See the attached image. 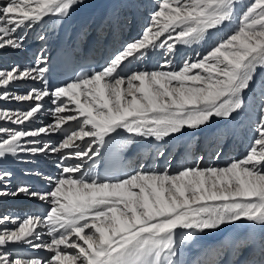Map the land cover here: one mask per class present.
Listing matches in <instances>:
<instances>
[{"label": "snow or ice", "instance_id": "snow-or-ice-1", "mask_svg": "<svg viewBox=\"0 0 264 264\" xmlns=\"http://www.w3.org/2000/svg\"><path fill=\"white\" fill-rule=\"evenodd\" d=\"M84 3L3 0L0 57L24 51L23 33L45 17L66 18ZM238 8L243 10L237 16ZM234 19L238 25L231 34L202 57L185 60L178 70L165 60L157 70L125 75V62L143 60L157 48L170 57L177 44L207 43L214 31ZM161 37L166 38L161 41ZM48 63L42 50L35 66L0 68V101L32 102L25 111L0 109V121L24 125L37 117L46 97L55 105L54 123L47 127H0V159L49 151L61 157L60 174L43 177L50 185L47 191L28 183L12 187V172L0 169V199L23 196L49 205L43 215L0 214V264H184L179 259L181 245L194 234L214 233L237 222L264 230V76L257 79L264 72V0H158L141 37L126 44L101 70L49 91ZM24 81L45 86L24 94L10 90ZM249 97L259 101L256 135L241 159L224 167H187L175 174L167 169L135 171L114 179L93 174L94 158L121 132L167 143L166 138L184 135L186 130L227 123L244 112ZM69 122L76 124L58 145L37 139L64 131ZM69 155L80 161L87 158L93 165L86 171L82 163L65 165ZM25 175L43 176L37 171ZM44 234L47 241L42 240ZM256 243L243 241L238 247L254 248ZM10 245L43 249L51 255L14 256ZM259 247L264 254V231Z\"/></svg>", "mask_w": 264, "mask_h": 264}, {"label": "rangeland", "instance_id": "rangeland-1", "mask_svg": "<svg viewBox=\"0 0 264 264\" xmlns=\"http://www.w3.org/2000/svg\"><path fill=\"white\" fill-rule=\"evenodd\" d=\"M0 2H3V0H0ZM157 2H158V0H134L133 11L134 10L140 11V13L136 17V18H138L137 21L139 24L137 25V27L139 28V30L137 31V34L135 36L126 37L124 34L126 33L127 25L124 26V30H122L123 28H121L120 36H122L123 38L126 37L125 38L126 39L125 44L124 45L121 44L120 47H116V49H111V55L108 57L104 66H106L108 61L110 60V58L113 57L114 54H116L117 52L122 50L123 47L126 46V44L131 43V42H133V41H135L141 37L143 30L149 24L151 14L157 8ZM248 2H250V0H248ZM120 3H118V4L120 5ZM120 7L122 8V10H120L119 14H124V18L122 17V19L125 20L123 24L126 23L129 25V22L131 21L130 17L132 16L131 2L128 0V1H126L125 6H123V4H122ZM135 8H137V9H135ZM242 10H243L242 8L237 9V16L239 15V13ZM45 19L46 18H44V20ZM42 23L43 22L38 24V27L35 28L33 31H32V29H33V27H32L31 29H28L23 33L24 35H26V38H27L26 42H25L24 51H22L18 54H14V55H8V56L0 57V68H10L13 64H18L21 68L26 67V66H35L36 56L39 55V53H41V50H43V44H47V40L52 39V37L58 36L57 30L55 28H54L55 29L54 30L53 26L51 28V22L50 21H49V25H45V26H42L39 28V26ZM237 25H238V20L234 19L231 23L223 26L220 30L215 31L216 33H214L212 35V40L207 43V47H206L205 51H203V49L197 50V51L194 50V52L192 54H187L188 52H185L181 56H178L176 68H174V70H178L180 67H182L185 60H195V59H198L199 57H202L204 54L207 53L208 50H210L211 46H213L219 39L225 38L227 35L231 34V32L237 27ZM129 27H130V25H129ZM38 28H39V30L37 32H35V30H37ZM105 30H106V27L103 28V31H105ZM43 33H44V36L46 37V39L44 41H41V40H39L38 37L43 35ZM81 37H82V42H85V40L87 39L86 35H81ZM163 38L164 37H161V41L164 40ZM205 44L206 43H203V46H205ZM47 45H48V47L51 46L50 44H47ZM30 48L34 49L33 52L31 54H26V51L29 50ZM49 51H50V48H49ZM43 53L45 55H47L45 49L43 50ZM169 58H166V55H164V57L162 56V58L154 57V59H157L158 62L160 63V64H158V63L156 64L157 67L154 70H157L160 67V65L164 64L165 61H163V59L170 60L171 62H173L174 56L171 59H169ZM142 61L143 60L139 61L138 67H140V65L142 64ZM141 69H142V67H140V70ZM125 75H127V74L125 73ZM261 76H264V72L258 73L257 79L259 80L261 78ZM57 87H60V86H57ZM57 87H52L51 89H49V91L55 90ZM32 88L42 89V88H44V85L42 82H32V81L17 82L15 85L12 86V88L10 90L15 92L16 94H24ZM31 103L32 102H17L15 100L0 101V109H7L10 111H17V110L25 111L29 108ZM41 103H42V110L38 113L37 117L34 118L32 121L26 122L24 125H11V124L5 123L4 121H0V127H8L11 129L19 128L21 130H33V129L38 128V127H47V126L53 124L54 118H53L52 112L54 110L55 105H53L51 103V99L49 97H46ZM258 105H259L258 100H253V99H251V97H249L248 98V107L245 108L244 112L235 116L234 120H236V124H237V130H238L237 133H238L239 139H241V141H242L241 142L242 144L238 142L239 139L235 140L234 141L235 144L233 143L234 144L233 147L232 148L230 147L229 148L230 150L228 151L229 153L226 154L225 161L221 160V158L219 156H213L212 159H204V160L198 159V156H196L195 158L191 159V162L189 161L190 164L188 166H184L181 169L187 168V167H197V166L200 167V161H204V162L208 161L207 164L210 165V164H213L216 160H218V162H220V165L218 167H224L234 160H238V159L243 158L247 154V151L249 150V148L251 147L253 139L256 135L254 129L256 126V121L258 119ZM69 106L73 107V108L75 107V105H71V104ZM251 113H253L254 115ZM231 121H233V120H231ZM228 123L229 122H227V123L216 122V123L212 124L210 127H205V128L213 130V131H215V130L221 131V133L217 137H219L221 139L220 141L222 143L226 139L225 137L223 138V134L227 133V131L229 129L227 126ZM75 124H76V122H69V124H66L63 127L66 129L68 127V129L66 131L70 132L74 128ZM225 127H227L228 129ZM66 131H65V133H66ZM197 131L193 132L192 130H186V134H184V135L175 134L174 138L179 137L181 139V137L188 135V134L196 135L197 133H199V131L198 132ZM63 138H64V136L60 137L57 135V133H50L47 136L42 135L41 137H38L37 139H39L42 143L46 142L47 144L52 146V145H58L59 142ZM88 139L89 138H85V140H88ZM141 139H143V138L122 136L120 138V145L125 147V149H128L132 145H133L132 147L135 148L134 146H136L137 144L139 146L141 145V142H140ZM166 139L168 140L169 138H166ZM149 140L155 141L153 138H146V139L144 138L143 139V141H146V142H149ZM21 143L24 144V143H26V141L22 140ZM76 143L83 145L84 142L77 141ZM161 144L160 143L157 144L153 148V151L150 152L149 154L145 155L143 157V159L140 156L141 158H139V160H138V167L139 168H136L134 170V172L135 171H142V169L144 168V164H142V162H144V161H146L147 163L150 162L149 165H147V167H150L152 164L154 166H156V168L152 169L151 171L156 170L157 172H163L165 169H167L169 162H168V164L166 162V164L162 167L161 164L163 162L160 161L164 157L165 154L161 157V155H159V153L157 151V148L159 149V151L163 150V148L167 144L162 143V142H161ZM133 148L130 150H133ZM70 151L71 150H65L66 153H70ZM174 154H175V152L168 153L165 156V159H168V161H169L171 158H174V156H173ZM146 156H147V158H146ZM86 159L87 158H84V161H86ZM81 162H83V161L77 160L70 155L67 159L64 160V164L68 165V166H71V165H74L77 163H81ZM147 163H145V165ZM60 164H61L60 155L53 154L50 151L47 154H41L38 156L20 154L16 158H13L11 155H9L3 159H0V169H6V170L12 172V174H13L12 187H15L17 184H20V182L17 180L16 174H18L22 171L23 172L37 171L39 173H47L48 170H51L52 175H49V176L55 178L60 174V171H61V169L59 167ZM12 165L15 168H19V170L16 171L15 169H13L14 167H12ZM203 165H204V167H209L205 163ZM43 167L48 168V170H45ZM181 169H177L174 172H172L168 169L167 170L170 173L175 174ZM144 170L145 169H143V171ZM76 175H80V173H77ZM47 176L48 175L45 174L42 177H39L38 180L45 185L47 190H49V188H50L49 183L47 182V180L43 179V177H47ZM31 204L38 205V206L40 205L42 207V211H43L42 215L45 214L46 210L49 208V205L46 203H42L38 200L27 199L23 196L17 197V198H3V199H0V214L6 213L9 215H13V216H19L20 218H23L26 215H35L36 213H31L29 210L27 211L26 206H29ZM8 227H13V225H8ZM0 230H2V228H0ZM40 231L46 233V230H44V229H41ZM48 239L49 238L47 237L46 234H44L42 236V240L47 241ZM193 241H195V240H193ZM195 242H197V241H195ZM195 242H193L194 245L196 244ZM9 247L12 249V254L14 256L15 255H22V256H37V257L47 258L51 255L50 253H48L47 251H45L43 249H35L34 250L30 247L19 246V245H10ZM239 248H241V247H239ZM237 251H240V249ZM219 254L222 255V251Z\"/></svg>", "mask_w": 264, "mask_h": 264}, {"label": "bare ground", "instance_id": "bare-ground-1", "mask_svg": "<svg viewBox=\"0 0 264 264\" xmlns=\"http://www.w3.org/2000/svg\"><path fill=\"white\" fill-rule=\"evenodd\" d=\"M126 1H128V0H85V3L82 6L75 7L71 11L70 16H68L66 18H60V17H54V16L45 17L46 19L43 20V23L39 26V28L42 26H45V25H49V21H50L51 22V28L53 26V29L55 28L58 32V36L52 37V39L47 40V44H50L51 47L50 46L48 47L47 44H43V50L44 49L46 50L48 58L50 57V51L56 47L59 40L63 39L65 41L66 40L69 41L70 39L72 40V38L74 37V39H75L74 41H77L78 43L81 44V42H82L81 33L83 35L86 34L88 37L93 31H95L97 29L98 21L104 14H107L106 15L107 20H108L107 22L109 23V25H108V23L105 22V26L110 27L108 33L111 32L113 25H117L118 28H123V30H124V26L127 25L126 33L124 35L126 37L135 36L137 34V31L139 30V28L137 27V25L139 24L137 21L138 18H136V17L140 13V11L139 10L133 11L134 0H129L131 2V6H132V16L130 15L131 21L129 22L130 27L126 23L123 24L125 21L122 19V17L124 18V14H119V12H120V10H122V8L120 6L122 4H123V6H125ZM118 3H120V5ZM135 9H137V8H135ZM37 27H38V25H35L33 27L32 31ZM39 28L37 30H35V32H37L39 30ZM101 32H103V29L98 28L96 36L101 34ZM214 33H216V32L214 31L213 34ZM43 35H44V33H43ZM104 35H106V34H104ZM126 37L123 38V41H121V38L118 40L117 38L112 37L111 38V45L112 46L115 45L116 41L118 43H120L119 47L121 44L124 45ZM165 38L166 37H164L163 39H165ZM87 41L88 40H86V42ZM207 43L205 44V46H203V43H202V44H198V45H192L190 47L177 44L175 54L173 55L174 60H173V62H171V66H172L171 68L173 70H174V68H176L178 56H181L185 52H188L187 54H192L194 52V50L197 51V50L203 49V51H205V49L207 47ZM70 45H72V43ZM49 48H50V51H49ZM33 50H34L33 48H30L29 50L26 51V54H31L33 52ZM110 54H111V51L109 53V56H110ZM164 55H165V53L162 49L157 48L155 50H150L148 55L143 59L142 64L140 65V67H142L141 70L153 71L157 67L156 64L157 63L160 64L157 59H154V57L162 58V56L164 57ZM172 57L170 56V58H169V56H166V58H169V59H171ZM139 61H141V60H139ZM139 61L131 60L130 64H128V62H125V64H126V72L125 73L130 74L131 71H140V67H138ZM163 61H165V59H163ZM47 87L49 88V86H47ZM251 114H253V113H251ZM232 120L233 121H231V120L228 121L229 123L227 124V126L229 129L227 127H225L228 129V131H227V133L223 134V138L225 137L226 139L224 142H222V144H225L226 148H225L222 156H219L221 158V160H223V161H225V159H226V154L229 153L228 152L230 150L229 148L230 147L232 148L233 145L235 144L234 141L239 139V136L237 133L238 130H237L236 120H234V119H232ZM220 133H221V131H219V130L213 131V130L206 129V128L203 131H199V134H205L207 136L213 135V137H217ZM113 136H115V134H113ZM122 136L128 137L129 135L127 133L121 132V135L119 137L121 138ZM119 137L112 140L111 143L116 144V145L118 144L119 147L123 148L120 145V138ZM191 137H192V135L188 134V135L181 137V139H185L188 141ZM178 138H174V137L169 138L167 140V143H166L167 145H165V147L161 151L164 152V154L166 151H173L174 152L175 145L179 141H181V139L180 138L178 139ZM238 142L241 143L242 142L241 139H239ZM157 144H159L157 141H152V140H149V142L144 143L143 145H146L148 147L151 146L150 147L151 149L149 148V151L145 155L152 152L153 148ZM143 145L141 143L140 146H143ZM140 146L137 144L136 146H134L135 148H133V150L139 148ZM218 148L219 147L215 146L213 148V150L210 151V154H212L214 151H218ZM133 150H131V151H133ZM146 151L147 150H145V152ZM140 155H141V153H140ZM191 155H193L192 152H191ZM197 156H198V154H197ZM188 157L189 156H187L186 154L181 153V154L177 155V157L171 158L169 161H168V159H165V161L161 164V166L163 167L166 164V162H167V164L169 162L167 169L174 172L177 169H181L182 167L188 166L190 164L192 157L190 158V160L188 159ZM146 158H147V156H146ZM98 159H99V156L94 158L95 163L98 162ZM162 159L160 160L161 162H162ZM81 163L83 164L82 171L88 170L89 167L93 165V161H90L87 159H86V161H83ZM145 163H146V161L142 162V164H144V168H143V169H145L144 171H151L152 169L156 168V166H154L153 164L150 167H147V165H149V164L145 165ZM204 163L206 165H208L207 164L208 161H206V162L200 161V167L201 168L204 167V165H203ZM219 165H220V162H218V160H216L213 164H210L208 166L209 167H218ZM152 166H154V167H152ZM12 167H14V166L12 165ZM13 169H15L16 171L19 170V168H15V167ZM44 169L47 170L46 168H44ZM98 169H99V167L95 166L93 169V174L96 175L98 172ZM154 171H156V170H154ZM22 172H20V173H22ZM17 180L19 181L20 179L18 178ZM23 180H20L19 182L21 183ZM24 182H22V183H24ZM34 188H35V186H34ZM35 189L37 190L38 187H36ZM26 208H27V211L29 210L33 213H36L37 211H39L41 209L40 206L33 205V204L26 206ZM262 231H264V230H262L258 226L251 225L247 222H237L235 225L222 226L220 229L216 230L214 233L194 234L191 240L185 241V243L183 245H181L180 256L183 258L184 262L188 261L189 264L191 263V258L194 255H197V257H199L198 264H201V263L206 262V261L212 262V264H214V262H217L218 259H219V261L222 262V258H223L222 255L224 254V250H225L224 247L225 246L228 249L233 248L232 254L234 255L235 252H238L237 250L240 249L238 247V245H240L241 242L248 241L251 244V242L256 241L257 243L255 244L254 247H256L258 249L257 255H258V258L262 261V260H264V254L261 253L260 247H259V240H260ZM193 240H195L197 242H195ZM193 242H195L196 244L194 245ZM243 248H245V250L249 249V247H242V249ZM222 250H223L222 255L221 254H218V255L215 254L217 252L220 253Z\"/></svg>", "mask_w": 264, "mask_h": 264}]
</instances>
